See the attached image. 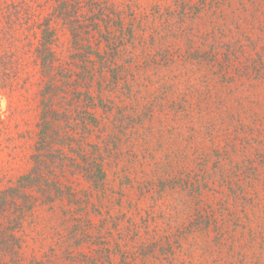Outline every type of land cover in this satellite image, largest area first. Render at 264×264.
<instances>
[{
	"label": "rangeland",
	"instance_id": "rangeland-1",
	"mask_svg": "<svg viewBox=\"0 0 264 264\" xmlns=\"http://www.w3.org/2000/svg\"><path fill=\"white\" fill-rule=\"evenodd\" d=\"M30 173L0 264H264V0H0V195Z\"/></svg>",
	"mask_w": 264,
	"mask_h": 264
},
{
	"label": "trees",
	"instance_id": "trees-1",
	"mask_svg": "<svg viewBox=\"0 0 264 264\" xmlns=\"http://www.w3.org/2000/svg\"><path fill=\"white\" fill-rule=\"evenodd\" d=\"M52 38H53V32L47 26L43 27V29L40 31V38L38 40V47L36 48V53L38 55V58H40L39 66L41 69V75L44 78H46V81H47L46 89L51 88L53 86L51 84L53 79L55 77L61 76V74H62V73H58V74L51 73L52 72L51 66H52V63L54 62L53 55H52V52L50 50ZM40 112H41L40 120H41V123L44 124L43 125L44 127H42L40 130L39 141H40V143L45 144L46 143L45 136L48 132L47 127L49 126V121L46 120V116L48 115V112H49L48 107H47V103L43 102L42 110ZM97 175H98V177H103L100 169H98V168H97ZM36 179H37V176L34 173H30L28 175L20 177V179H18V181H17L16 187L10 188L0 195V208H2L8 204V202H9L7 200L8 198H13L15 196H24L23 194H21V190L25 189V187H28L29 185L33 184ZM25 204L26 203L24 202L22 208H25V206H26ZM21 216H22V211L20 213H18V218H21ZM199 218H200V216L197 217V219H199ZM1 234H2V236L4 235L3 239H7L8 242L10 239L13 238L10 234L6 235L4 232ZM5 244H6V242H5ZM3 248H5V247H3Z\"/></svg>",
	"mask_w": 264,
	"mask_h": 264
}]
</instances>
